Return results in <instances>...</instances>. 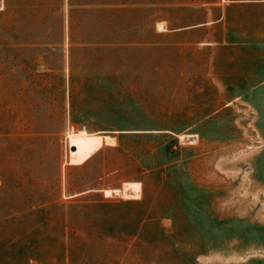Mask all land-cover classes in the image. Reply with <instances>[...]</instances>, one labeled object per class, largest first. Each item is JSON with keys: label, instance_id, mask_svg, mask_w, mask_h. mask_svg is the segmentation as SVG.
<instances>
[{"label": "rangeland", "instance_id": "1", "mask_svg": "<svg viewBox=\"0 0 264 264\" xmlns=\"http://www.w3.org/2000/svg\"><path fill=\"white\" fill-rule=\"evenodd\" d=\"M116 1L0 0V264H264L247 14Z\"/></svg>", "mask_w": 264, "mask_h": 264}, {"label": "crops", "instance_id": "2", "mask_svg": "<svg viewBox=\"0 0 264 264\" xmlns=\"http://www.w3.org/2000/svg\"><path fill=\"white\" fill-rule=\"evenodd\" d=\"M228 5L234 6L239 9L242 13H246L248 25V35L244 41H223L219 42V39L213 41L203 42L205 45H218L221 44L225 47H246L248 57L246 59V66H239L241 74L239 75L244 79L243 84L246 88H240L235 91L237 92H254L258 87H264V0H229ZM224 13L218 19L202 23L201 26L218 24L223 21L226 16ZM258 23V27L253 28V23ZM235 22V21H234ZM257 47L263 51V58L261 63H257V59L253 57V51ZM246 70V71H244Z\"/></svg>", "mask_w": 264, "mask_h": 264}, {"label": "bare ground", "instance_id": "3", "mask_svg": "<svg viewBox=\"0 0 264 264\" xmlns=\"http://www.w3.org/2000/svg\"><path fill=\"white\" fill-rule=\"evenodd\" d=\"M158 29L160 30L163 29V26L160 23L158 24ZM109 138H110L109 136H106V140H108Z\"/></svg>", "mask_w": 264, "mask_h": 264}, {"label": "trees", "instance_id": "4", "mask_svg": "<svg viewBox=\"0 0 264 264\" xmlns=\"http://www.w3.org/2000/svg\"><path fill=\"white\" fill-rule=\"evenodd\" d=\"M109 3H110V4H115V3H119V1H116V0H109Z\"/></svg>", "mask_w": 264, "mask_h": 264}]
</instances>
